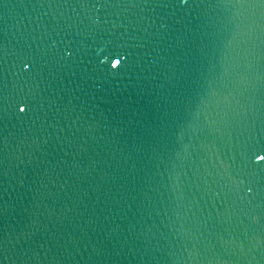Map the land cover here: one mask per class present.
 Here are the masks:
<instances>
[{
	"label": "snow or ice",
	"instance_id": "snow-or-ice-1",
	"mask_svg": "<svg viewBox=\"0 0 264 264\" xmlns=\"http://www.w3.org/2000/svg\"><path fill=\"white\" fill-rule=\"evenodd\" d=\"M182 3H187V0H181ZM260 4L264 5V0H259ZM67 55H71V53H67ZM120 63V61H115L112 63V67L113 68H116L118 66V64ZM26 67H28V65H26ZM24 105V106H21V105ZM15 107L18 109V112L19 113H24L25 112V109L27 108L29 111H31V107H30V104H27L25 103L24 101H18L16 104H15ZM261 152H264V145L261 146ZM255 155H257V158L260 159V160H264V155H261L259 153H254Z\"/></svg>",
	"mask_w": 264,
	"mask_h": 264
}]
</instances>
